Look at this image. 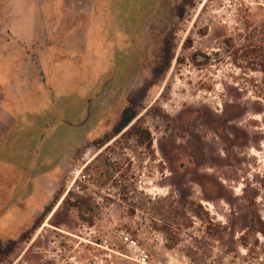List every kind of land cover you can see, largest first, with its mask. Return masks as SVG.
<instances>
[{
  "label": "rangeland",
  "instance_id": "rangeland-1",
  "mask_svg": "<svg viewBox=\"0 0 264 264\" xmlns=\"http://www.w3.org/2000/svg\"><path fill=\"white\" fill-rule=\"evenodd\" d=\"M115 1L0 0V264H264V0ZM125 109L150 143L98 147ZM69 190L94 212L34 228Z\"/></svg>",
  "mask_w": 264,
  "mask_h": 264
},
{
  "label": "trees",
  "instance_id": "trees-1",
  "mask_svg": "<svg viewBox=\"0 0 264 264\" xmlns=\"http://www.w3.org/2000/svg\"><path fill=\"white\" fill-rule=\"evenodd\" d=\"M138 1V0H136ZM116 2V1H115ZM121 0L119 2H116L118 6L121 4ZM144 2L146 4H144ZM153 0H143V5L146 7H150L152 5ZM128 33L137 34L139 31L140 27L139 25H131L126 26ZM135 37V36H134ZM174 58V53L171 50V47L167 45L164 49V63L166 66V69L169 68L170 63L172 59ZM137 113L133 112L130 113L127 109L123 111L122 118L119 122V125L110 133L104 136L101 140L97 141L96 143L98 144V147H102L106 143H108L110 140H112L114 137L117 135L121 134V139L123 138H134L140 143H150V132L147 128H144L142 126V121L138 119L136 122L132 123L133 120L136 118ZM124 130V131H123ZM128 138V139H129ZM118 139L115 140L117 142ZM1 151V150H0ZM3 151V150H2ZM116 152L114 151L113 146H106V149L104 152H101L98 154V156L90 161L85 167L84 170L85 172L92 173V174H97V176H102L105 174L108 169H117L122 167V163L118 162L116 160ZM71 198H74L75 200L73 202H69ZM93 196L88 194L87 196L83 195H77L73 190H69L67 193L63 195V198L59 205L56 206L57 200H59V197L57 200L53 203H50L44 210L42 217L39 218L36 222V225L34 228H37L41 226L45 218L48 217V222L58 228H67L71 229L72 228V221L70 220L68 211L70 208H76L79 211H86V212H94L95 206L94 202L92 200ZM66 208V209H65ZM63 215H60L61 212H63ZM83 221H86L89 224H93L94 220L93 219H84L82 218Z\"/></svg>",
  "mask_w": 264,
  "mask_h": 264
},
{
  "label": "crops",
  "instance_id": "crops-1",
  "mask_svg": "<svg viewBox=\"0 0 264 264\" xmlns=\"http://www.w3.org/2000/svg\"><path fill=\"white\" fill-rule=\"evenodd\" d=\"M64 2L67 4L70 16L79 17L81 20H90V18L93 20L96 17L98 6L100 7L99 0H71L70 2L64 0ZM102 26H105V22Z\"/></svg>",
  "mask_w": 264,
  "mask_h": 264
},
{
  "label": "built area",
  "instance_id": "built-area-1",
  "mask_svg": "<svg viewBox=\"0 0 264 264\" xmlns=\"http://www.w3.org/2000/svg\"><path fill=\"white\" fill-rule=\"evenodd\" d=\"M121 233L122 234L120 238L126 244V247L128 248V251L130 252V257L132 258V260L138 264H151L150 254L147 251V249L137 240H133L129 238V236L124 234L123 232ZM22 264H30V263L24 262Z\"/></svg>",
  "mask_w": 264,
  "mask_h": 264
}]
</instances>
